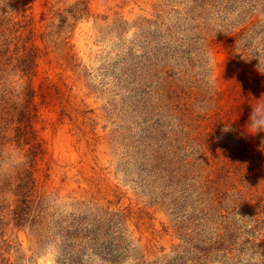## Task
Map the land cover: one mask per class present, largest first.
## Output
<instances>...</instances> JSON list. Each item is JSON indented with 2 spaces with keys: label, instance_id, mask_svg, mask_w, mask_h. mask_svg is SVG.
Instances as JSON below:
<instances>
[{
  "label": "rangeland",
  "instance_id": "rangeland-1",
  "mask_svg": "<svg viewBox=\"0 0 264 264\" xmlns=\"http://www.w3.org/2000/svg\"><path fill=\"white\" fill-rule=\"evenodd\" d=\"M255 57L264 0H0V264H264Z\"/></svg>",
  "mask_w": 264,
  "mask_h": 264
},
{
  "label": "clouds",
  "instance_id": "clouds-1",
  "mask_svg": "<svg viewBox=\"0 0 264 264\" xmlns=\"http://www.w3.org/2000/svg\"><path fill=\"white\" fill-rule=\"evenodd\" d=\"M258 60L257 70L264 74V59L255 57ZM214 86V81H213ZM252 111L243 130L239 132L241 137L256 136L258 133H264V94L258 100L251 103ZM237 130L232 127L231 123H225L221 129L223 133L233 132ZM218 137L217 139H221ZM27 162L26 155L12 145H0V177L11 175L18 168ZM247 264V261H245Z\"/></svg>",
  "mask_w": 264,
  "mask_h": 264
}]
</instances>
